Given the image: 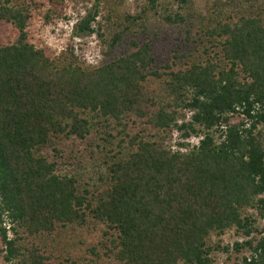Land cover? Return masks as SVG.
Masks as SVG:
<instances>
[{"label": "trees", "instance_id": "obj_1", "mask_svg": "<svg viewBox=\"0 0 264 264\" xmlns=\"http://www.w3.org/2000/svg\"><path fill=\"white\" fill-rule=\"evenodd\" d=\"M37 1L0 0V264H58L60 234L92 226L91 264H212L229 230L240 264H264L261 15L94 0L74 25L103 45L91 66L30 43L58 5ZM64 156L94 176L61 175Z\"/></svg>", "mask_w": 264, "mask_h": 264}, {"label": "rangeland", "instance_id": "obj_2", "mask_svg": "<svg viewBox=\"0 0 264 264\" xmlns=\"http://www.w3.org/2000/svg\"><path fill=\"white\" fill-rule=\"evenodd\" d=\"M43 3V0H39ZM57 7H51L47 4L43 9L44 12L53 11V15L49 18V21L44 20L40 16H36L32 19L31 25L28 27V38L30 43L33 45L43 48L48 47L53 52H60L66 49H73L75 55L85 64V65H96L101 59L102 43L98 39L96 34L88 35L86 33H81L77 35L74 31V25L78 23L80 18L85 15L87 11L92 7L94 0H57ZM25 3L27 0H24ZM146 0H127L125 4L121 6V13L127 12L129 14H134L139 11V7L143 5ZM160 4L173 5V0H157ZM173 3V4H172ZM33 4H31L32 7ZM188 7V6H187ZM216 8V9H215ZM189 10H194L195 14H200L201 16L208 15V9H213L214 14L218 19L232 18L234 21L242 15H261L264 20V0H191V8ZM102 14L108 15L107 7L104 6ZM115 21V20H114ZM15 34H11V29L7 26L0 24V38L2 39H13ZM241 117H234V121H238ZM199 139V138H196ZM192 144H195L191 140ZM83 147V146H82ZM64 163H62L60 168L61 175H76L77 178L82 177L79 181L82 183L87 182L90 176H94L96 169H92L89 166L86 169L74 168L73 164H68V161L72 160L68 156L63 157ZM87 163V161H85ZM85 180V181H84ZM248 213H252L249 210ZM263 222L259 221V229L262 227ZM93 229L89 231L84 229H67L64 233L60 234V239H58L60 250L54 248L55 255L59 257L58 264H67L63 261L64 258L75 259L76 262L83 264H91L89 261L91 256L87 251L89 249L102 242V230L104 227L92 226ZM243 240V239H242ZM241 241V235L236 234L234 230H229L225 232L221 237L212 236L209 240L211 244L219 243L220 247L228 246L229 253H224L222 251L213 252L212 264H240V259L242 257H248V250H241L236 253L232 249L235 242ZM57 242V241H56ZM68 256V257H67ZM70 256V257H69ZM108 261L102 258L98 264H106ZM70 264V263H69Z\"/></svg>", "mask_w": 264, "mask_h": 264}, {"label": "built area", "instance_id": "obj_3", "mask_svg": "<svg viewBox=\"0 0 264 264\" xmlns=\"http://www.w3.org/2000/svg\"><path fill=\"white\" fill-rule=\"evenodd\" d=\"M192 140H193V142H195V144L198 142V139H196V138H193Z\"/></svg>", "mask_w": 264, "mask_h": 264}]
</instances>
